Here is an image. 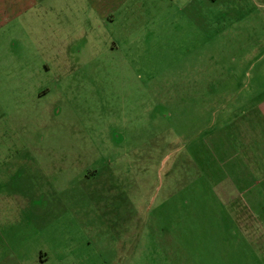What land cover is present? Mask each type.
Returning <instances> with one entry per match:
<instances>
[{
  "label": "rangeland",
  "instance_id": "374dc122",
  "mask_svg": "<svg viewBox=\"0 0 264 264\" xmlns=\"http://www.w3.org/2000/svg\"><path fill=\"white\" fill-rule=\"evenodd\" d=\"M18 2L0 10V264H264V197L224 127L264 0Z\"/></svg>",
  "mask_w": 264,
  "mask_h": 264
},
{
  "label": "crops",
  "instance_id": "0c3cea01",
  "mask_svg": "<svg viewBox=\"0 0 264 264\" xmlns=\"http://www.w3.org/2000/svg\"><path fill=\"white\" fill-rule=\"evenodd\" d=\"M20 0H0V10L8 9L10 5L19 4ZM256 1V0H255ZM260 1V3H258ZM258 8L262 10V0H257ZM250 9H248L249 11ZM252 11V10H251ZM252 50H263L262 59L254 69L253 76H245V84L241 91L227 92L226 97V127L233 126L237 130V140L240 149L230 153L232 159L228 169H232L240 178H251L249 182L242 181L244 190L259 188L264 197V44L255 42L247 47ZM251 66L250 68H252ZM252 75V74H251ZM230 106V107H229ZM230 138V137H228ZM231 140V142H230ZM229 143L233 145L234 135L231 132ZM257 146V147H256ZM235 162V163H234ZM258 192V191H257ZM262 207L264 201L262 199Z\"/></svg>",
  "mask_w": 264,
  "mask_h": 264
},
{
  "label": "flooded vegetation",
  "instance_id": "af4514ba",
  "mask_svg": "<svg viewBox=\"0 0 264 264\" xmlns=\"http://www.w3.org/2000/svg\"><path fill=\"white\" fill-rule=\"evenodd\" d=\"M43 93H44V92H43ZM43 93H40V94L42 95ZM40 94H39V95H40ZM41 95H40V96H41Z\"/></svg>",
  "mask_w": 264,
  "mask_h": 264
}]
</instances>
